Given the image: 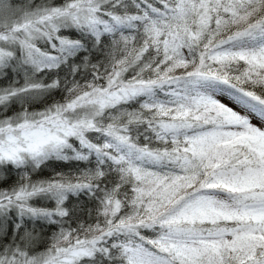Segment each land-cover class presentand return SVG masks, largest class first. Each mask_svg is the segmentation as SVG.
Returning a JSON list of instances; mask_svg holds the SVG:
<instances>
[{"label":"snow or ice","instance_id":"snow-or-ice-1","mask_svg":"<svg viewBox=\"0 0 264 264\" xmlns=\"http://www.w3.org/2000/svg\"><path fill=\"white\" fill-rule=\"evenodd\" d=\"M0 264H264V0H0Z\"/></svg>","mask_w":264,"mask_h":264},{"label":"rangeland","instance_id":"rangeland-1","mask_svg":"<svg viewBox=\"0 0 264 264\" xmlns=\"http://www.w3.org/2000/svg\"><path fill=\"white\" fill-rule=\"evenodd\" d=\"M20 1L23 2V0H17V2H20Z\"/></svg>","mask_w":264,"mask_h":264},{"label":"trees","instance_id":"trees-1","mask_svg":"<svg viewBox=\"0 0 264 264\" xmlns=\"http://www.w3.org/2000/svg\"><path fill=\"white\" fill-rule=\"evenodd\" d=\"M21 2V1H20Z\"/></svg>","mask_w":264,"mask_h":264}]
</instances>
